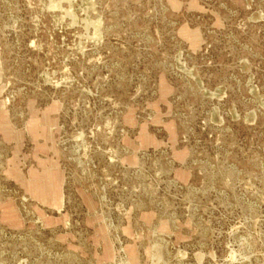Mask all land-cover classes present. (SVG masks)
I'll return each instance as SVG.
<instances>
[{
	"label": "rangeland",
	"instance_id": "obj_1",
	"mask_svg": "<svg viewBox=\"0 0 264 264\" xmlns=\"http://www.w3.org/2000/svg\"><path fill=\"white\" fill-rule=\"evenodd\" d=\"M0 264H264V0H0Z\"/></svg>",
	"mask_w": 264,
	"mask_h": 264
}]
</instances>
